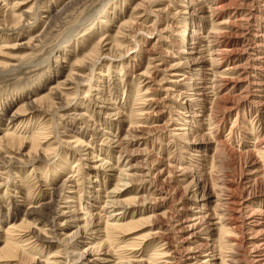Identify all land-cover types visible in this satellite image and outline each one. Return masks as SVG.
Masks as SVG:
<instances>
[{"label":"rangeland","instance_id":"rangeland-1","mask_svg":"<svg viewBox=\"0 0 264 264\" xmlns=\"http://www.w3.org/2000/svg\"><path fill=\"white\" fill-rule=\"evenodd\" d=\"M262 220L264 0H0V264H264Z\"/></svg>","mask_w":264,"mask_h":264},{"label":"bare ground","instance_id":"bare-ground-1","mask_svg":"<svg viewBox=\"0 0 264 264\" xmlns=\"http://www.w3.org/2000/svg\"><path fill=\"white\" fill-rule=\"evenodd\" d=\"M213 1V0H212ZM211 5V4H210ZM221 6V5H220ZM219 7V6H218ZM212 20V19H211ZM215 20H216V18H215ZM212 22V21H211ZM214 22V21H213ZM216 23V22H215ZM192 49V48H191ZM222 50V49H221ZM193 52V51H192ZM226 54V53H225ZM227 63V62H226ZM232 64V63H231ZM234 66V65H233ZM164 68V67H163ZM230 68V67H229ZM173 74V73H172ZM175 75V74H174ZM175 81V80H174ZM137 124V123H136ZM133 128V127H132ZM137 130H139V129H136V128H134L133 129V131H137ZM263 140V139H262ZM125 142V141H124ZM216 142V141H215ZM262 147V146H261ZM219 152V151H218ZM205 155V154H204ZM214 162V161H213ZM175 166V165H174ZM170 169V168H169ZM163 170V169H162ZM166 170H168V169H166ZM165 170V171H166ZM178 170V169H177ZM180 170V169H179ZM170 172V171H169ZM180 172V171H179ZM134 173V172H133ZM173 173V172H172ZM177 173V172H176ZM183 173V172H182ZM125 175H127V177L128 178H131L132 176H133V174H132V172H128V173H125ZM180 175V174H179ZM179 179H180V177H179ZM190 182V181H189ZM200 182V181H199ZM203 182V181H202ZM177 183V182H176ZM191 183V182H190ZM190 183H187V184H189L190 185ZM192 184V183H191ZM194 184V183H193ZM192 184V185H193ZM188 185V188L189 187H192V186H189ZM197 185V184H196ZM201 185V184H200ZM197 187V186H196ZM198 187H199V185H198ZM177 188V187H176ZM187 188V187H186ZM188 188H187V190H188ZM205 189V188H204ZM203 190V189H202ZM209 190V189H208ZM213 191V190H212ZM203 193V192H202ZM201 193V194H202ZM205 193V192H204ZM215 195V194H214ZM213 195V196H214ZM207 196V195H206ZM206 196H205V198H206ZM203 197V196H202ZM217 197V196H216ZM199 199V198H198ZM229 199V198H228ZM216 200V199H215ZM244 200V199H243ZM211 201V200H210ZM216 201H218V200H216ZM247 201V200H246ZM206 202V201H205ZM231 202V201H230ZM211 203V202H210ZM221 203V202H220ZM219 203V204H220ZM226 203V202H225ZM237 203V202H236ZM195 205V204H194ZM239 205V204H238ZM207 206L208 205H206L205 203H200V208H199V210H197L195 213H194V215H193V222L191 223V224H189V225H187V228H188V230L190 231V230H192V229H194V228H196V227H198V228H201V230H203V231H207V232H212L213 230H215V229H217L218 231H219V233H220V235H219V241H221L222 242V240H223V237L225 236L226 237V240L225 241H227V243H229V244H231V245H233V246H235L236 244H237V240H239V239H236V238H234L233 237V235L230 233V234H227V232L229 233V230H228V228H231L230 226L229 227H225L226 225H228V224H226V222H223L222 223V225L219 227V228H215L216 227V223H218V222H215L214 221V219H215V217H214V215L215 214H213V212L211 211V213H209V212H207L208 211V208H207ZM222 206V205H221ZM241 206V205H240ZM182 207V206H181ZM180 207V208H181ZM184 207V206H183ZM188 207V206H187ZM190 207V206H189ZM188 207V208H189ZM210 207V206H209ZM197 208V207H196ZM240 208V207H239ZM184 209V208H183ZM230 209V208H229ZM246 209V208H245ZM192 210V209H191ZM239 210V209H238ZM193 211V210H192ZM217 211V210H216ZM232 211H234V210H232ZM240 211V210H239ZM239 211H237L236 210V212H239ZM259 211V210H258ZM167 212V211H166ZM219 212V211H218ZM235 212V211H234ZM254 212V211H253ZM256 212V211H255ZM245 213V212H244ZM259 213V212H258ZM257 213V214H258ZM189 214V213H188ZM219 214V213H218ZM256 214V215H257ZM221 215V214H220ZM229 215H230V213H229ZM234 215V214H233ZM241 215V214H240ZM254 215V214H253ZM261 215H262V213H261ZM226 216H228V215H226ZM225 216V217H226ZM251 216V215H250ZM183 217V216H182ZM192 217V216H191ZM225 217H223V218H225ZM239 217H241V216H239ZM181 218V217H180ZM219 218H222L221 216L219 217ZM232 218V217H231ZM234 218V217H233ZM232 218V219H233ZM190 219V218H189ZM237 219V218H236ZM177 220H178V218H177ZM184 220V219H183ZM191 220V219H190ZM185 221H186V219H185ZM229 221V220H228ZM235 221V220H234ZM236 221H239V220H236ZM235 221V222H236ZM242 221V220H241ZM249 221V220H248ZM262 221H264V220H262ZM178 222V221H177ZM180 222H181V220H180ZM253 222V221H252ZM257 222V221H256ZM254 223H255V221H254ZM261 223V222H260ZM260 223H257V224H260ZM175 224H177L178 225V223H175ZM245 224V223H244ZM253 224V223H252ZM224 225V226H223ZM241 225H243V224H241ZM247 225V224H246ZM264 225V224H263ZM234 226V225H233ZM237 226V225H236ZM239 226V225H238ZM256 226V225H255ZM235 227V226H234ZM244 227V226H243ZM247 227H249V226H247ZM182 228H184L183 226H182ZM233 228V227H232ZM238 228V227H237ZM181 229V228H180ZM241 229V228H240ZM264 229V228H263ZM186 230V229H185ZM197 230V229H196ZM200 230V229H199ZM232 230H234V229H232ZM237 230H239V229H237ZM248 230V229H247ZM246 230V231H247ZM260 230V229H259ZM178 231V230H177ZM240 231V230H239ZM253 231V230H252ZM197 232H199L198 230H197ZM216 232V231H215ZM238 232V231H237ZM241 233H242V231H240ZM262 232H263V230H262ZM162 233V232H161ZM164 233V232H163ZM203 233V232H202ZM213 233V232H212ZM212 233H211V235L210 236H212ZM239 233V232H238ZM241 233H240V235H241ZM255 233H256V231H255ZM259 234V233H258ZM261 232H260V236H261ZM196 236V234H194V232H189V237H188V239L189 238H192L193 236ZM215 235V234H214ZM243 235H244V233H243ZM243 235L242 236H240L241 237V239H243L242 237H243ZM248 235V234H247ZM249 235H251V234H249ZM248 235V236H249ZM198 236V235H197ZM202 236V235H201ZM234 236H236V235H234ZM162 237V236H161ZM166 237V236H165ZM209 237V236H208ZM256 237H257V235H256ZM206 238V237H205ZM212 238V237H211ZM237 238H238V236H237ZM245 238V237H244ZM248 238V237H247ZM246 238V239H247ZM252 238H254L253 236H252ZM163 239V238H162ZM181 239V238H180ZM187 239V238H186ZM185 239V240H186ZM209 239V238H208ZM240 239V240H241ZM166 240V239H165ZM185 240H184V242H185ZM253 240V239H252ZM193 241V240H192ZM200 241V240H199ZM212 242H213V244L211 245V246H209L208 248H206L203 252H194V251H188V253H187V257H186V261H188L189 262V264H218V260H219V248H218V251H217V249H216V246H214V240H211ZM244 241V240H243ZM248 241V240H247ZM179 242H181L180 240H179ZM211 242V243H212ZM257 243V242H256ZM180 244V243H179ZM199 244V243H198ZM197 244V245H198ZM241 244V243H240ZM243 244V243H242ZM253 244V243H252ZM264 244V243H263ZM196 245V246H197ZM205 245V244H204ZM206 245H210L209 243L208 244H206ZM237 245H239V244H237ZM251 245V244H250ZM232 246V247H233ZM240 246V248H241V245H239ZM243 246V245H242ZM249 246V245H248ZM257 246V245H256ZM255 246V247H256ZM260 246V245H259ZM181 247V246H180ZM189 247V246H188ZM202 247V246H201ZM205 247H207V246H205ZM219 247H221V246H219ZM227 247V246H226ZM236 247V246H235ZM163 248H164V246H163ZM197 248H199V247H197ZM196 248V249H197ZM203 248V247H202ZM201 248V249H202ZM222 248V247H221ZM244 248V247H243ZM248 248V247H247ZM246 248V249H247ZM250 248V247H249ZM253 248H254V246H253ZM262 248H264V247H262ZM261 248V249H262ZM181 249V248H180ZM189 249H191V248H189ZM239 249V248H238ZM256 249H258V248H256ZM174 250V249H173ZM184 250V249H183ZM198 250V249H197ZM240 250V249H239ZM244 250V249H243ZM248 250V249H247ZM251 250H252V247H251ZM253 250H255V248L253 249ZM252 250V251H253ZM172 251V250H171ZM174 251H176V250H174ZM199 251V250H198ZM249 251V250H248ZM260 251V250H259ZM182 252V251H181ZM225 252V251H224ZM231 252V251H230ZM237 252V251H236ZM257 252V251H256ZM227 253H228V251H227ZM232 253H235L234 251H232L231 252V254ZM246 253V252H245ZM248 253V252H247ZM249 253H252V252H249ZM161 254V253H160ZM186 254V253H185ZM236 254V253H235ZM170 255V254H169ZM182 255V254H181ZM223 255V254H222ZM245 255V254H244ZM249 255V254H248ZM257 255V254H256ZM171 256V255H170ZM255 256V255H254ZM258 256V255H257ZM262 256V255H261ZM179 257H180V255H179ZM178 257V258H179ZM182 257V256H181ZM231 257V256H230ZM177 258V259H178ZM236 258V257H235ZM244 258H245V256H244ZM173 259V258H172ZM183 259V258H182ZM237 259V258H236ZM242 259V258H241ZM240 259V260H241ZM248 260H249V258H247ZM246 259V260H247ZM126 260H127V258H126ZM125 260V261H126ZM131 260H133V259H131ZM175 260V259H174ZM222 260V259H221ZM234 260V259H233ZM261 259H259L258 257H254V259L252 260V262H250V264L251 263H253V264H259L261 261H260ZM171 261V260H170ZM238 261V260H237ZM245 261V260H244ZM251 261V260H250ZM172 262H173V260H172ZM171 262V263H172ZM176 262V261H175ZM187 262V263H188ZM221 262V261H220ZM141 263V261L140 260H138V261H130V264H140ZM231 263V262H230ZM229 263V264H230ZM173 264H175V263H173ZM247 264V263H246ZM262 264H263V262H262Z\"/></svg>","mask_w":264,"mask_h":264}]
</instances>
